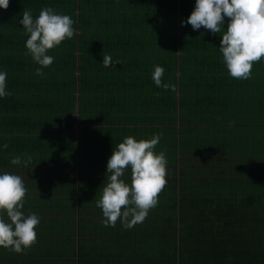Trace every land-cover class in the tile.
<instances>
[{
    "label": "trees",
    "instance_id": "obj_1",
    "mask_svg": "<svg viewBox=\"0 0 264 264\" xmlns=\"http://www.w3.org/2000/svg\"><path fill=\"white\" fill-rule=\"evenodd\" d=\"M195 4L10 0L0 8V71L12 92L0 98V173L21 176L25 204L55 205L53 222H65L52 233L39 224L25 253L0 248V264H264V58L251 78H232L222 33L183 23ZM44 7L69 15L77 34L47 53L54 63L41 77L20 20L25 8L35 18ZM104 52L122 64L104 67ZM156 65L176 91L155 85ZM132 101L139 107L131 118L145 124L146 138L163 133L155 151L166 150L167 186L131 229L85 227L82 207L100 198L102 160L116 147L100 144L97 132L107 128L114 137ZM177 117L182 127H170ZM224 129L234 143L217 137ZM15 156L31 163L12 165Z\"/></svg>",
    "mask_w": 264,
    "mask_h": 264
},
{
    "label": "clouds",
    "instance_id": "obj_2",
    "mask_svg": "<svg viewBox=\"0 0 264 264\" xmlns=\"http://www.w3.org/2000/svg\"><path fill=\"white\" fill-rule=\"evenodd\" d=\"M10 0H0V8L7 10ZM20 24L28 35V54L41 67L37 76H44L43 68L54 63V57L47 53L72 39L76 34L75 21L65 14H58L51 7H44L37 17L31 10L22 12ZM229 23L222 31L225 18ZM184 24L193 30L201 27L212 34L222 33L219 47L228 74L234 79H249L255 63L264 58V0H196L194 11ZM103 66L122 64L113 61L110 54L102 53ZM164 68L156 65L152 79L157 87L176 91L173 84L163 83ZM7 71H0V98L10 97L7 90ZM163 133H156L150 139L137 140L125 137L115 148L107 163V179L96 206L102 209L105 227H115L120 221L125 229L142 223L149 212L159 203V195L167 186L168 159L166 150L156 153ZM8 145L5 144L4 148ZM12 165L27 167L31 157L15 156ZM130 170V183L122 177ZM28 189L21 176L0 173V248L17 254L33 247L38 240L36 231L40 218L35 213L25 214L23 209ZM7 219H5V215Z\"/></svg>",
    "mask_w": 264,
    "mask_h": 264
},
{
    "label": "crops",
    "instance_id": "obj_3",
    "mask_svg": "<svg viewBox=\"0 0 264 264\" xmlns=\"http://www.w3.org/2000/svg\"><path fill=\"white\" fill-rule=\"evenodd\" d=\"M129 28L130 27H125L122 30V32H124V30L125 31H128ZM137 107H139V105L137 104V102H134V101H132L131 104H127V105H125V107H123V112H124L125 117H126L125 120H123V121H125V124L123 126H121V127L118 128V130L114 133V137L108 131L107 128H99V130L97 132L98 135H97V137L95 139L100 144H106V145H109V146H112V145H116L117 146L119 143L123 142V139L125 137H128V136H132V137L136 138L134 136V134H136V133H140L141 134L140 135V138L142 137V139H147L146 138V136H147L146 133L144 134V132H145V124L142 123L141 121L135 122L136 116H134L133 118H131V115L132 114H135V112L137 111ZM219 111H222V110L219 109ZM242 112L245 113V111H242ZM129 113H131L130 116H129ZM216 114H217V111H216ZM180 118L181 117H177V119L174 120L175 123L172 124L170 127H172V126L173 127H176V128L177 127L178 128L182 127V124L180 122L181 121ZM247 127H249V126H247ZM247 127H246V129H247ZM147 128H149V127L147 126ZM206 128L207 127H202V129H206ZM236 129H237L236 127H233L232 128V130H236ZM241 131L238 133V135L235 133L236 134V137H238V138L240 137ZM212 132H214V133H212ZM226 132L227 131L225 129L224 130H221L220 132L217 133V137L224 139V141L228 140V141H226L228 143L226 145H229L231 143H234L232 141L237 140V139H235L234 133L233 134H229V133L227 134ZM209 133L210 134H215L216 133V130L215 131H209ZM206 134H207V132H206ZM195 136H194V138H195ZM210 136H212V135H210ZM201 137H203V136H201ZM90 138H91V136H89L88 141L91 140ZM200 145H203V144H200ZM109 158H110V155H109ZM109 158H104L102 160V163H104L107 166V163H108ZM103 177H105V176H103ZM130 177H131V173H130V170H129L128 172L125 173V175L122 177V179H124L126 182L130 183ZM49 199H50V197H49ZM24 210H26L25 211L26 212L25 214L35 213V214H37L39 216V218H40V224L43 225V228L45 229L44 230L45 232H46V229L49 232H51V233L54 232L53 231V228H52L54 222H53L52 219L56 218V215L55 214H56L57 210H56V206L55 205H52V204H44L42 206H36V205H26L25 204L24 205ZM82 210H83L84 214H85L86 211L89 212V213L86 212V214H85V216L83 218L88 217L90 220H93L94 221V223H93L90 220H87V218H86L84 220L85 225L88 222H91L90 228H96V227L99 228V226H101L100 223L103 221L104 217H103L102 209L98 208L96 206V203L84 204L83 207H82ZM92 211H94L95 213L94 214L93 213H90ZM93 216L94 217H97L98 220L92 219ZM114 250H115V254H117L116 249H114Z\"/></svg>",
    "mask_w": 264,
    "mask_h": 264
},
{
    "label": "rangeland",
    "instance_id": "obj_4",
    "mask_svg": "<svg viewBox=\"0 0 264 264\" xmlns=\"http://www.w3.org/2000/svg\"><path fill=\"white\" fill-rule=\"evenodd\" d=\"M227 29H222V31H226ZM130 108V107H129ZM105 179H107V176L105 175ZM90 213H95L94 211H92V212H90ZM92 214V215H93ZM68 218V216H63V220H66ZM92 219H95V220H98V218L97 217H92ZM91 222H93L94 223V221L93 220H90ZM91 222H88L86 225H85V223L83 222V221H81V223H79V224H81V225H84L85 227H90L91 226ZM61 223H65V222H62V219H61V221L60 222H55L53 225H61ZM117 223H119V224H121V222L120 221H118ZM66 225V224H65ZM100 225H104L103 224V221L100 223ZM117 225V224H116ZM64 226V225H63ZM113 228H116V229H114L115 230V233L116 232H118V231H120V230H118V229H120V227H118V225L117 226H115V227H113ZM114 230H110V229H106V228H102V232H111V231H114ZM59 232H58V230H57V234H58Z\"/></svg>",
    "mask_w": 264,
    "mask_h": 264
}]
</instances>
